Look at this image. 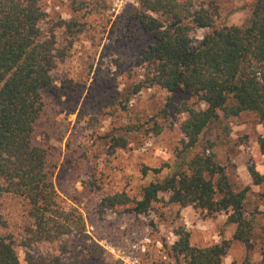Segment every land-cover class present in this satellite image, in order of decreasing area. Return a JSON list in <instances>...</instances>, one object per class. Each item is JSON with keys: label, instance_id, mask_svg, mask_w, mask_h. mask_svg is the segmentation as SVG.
<instances>
[{"label": "rangeland", "instance_id": "obj_1", "mask_svg": "<svg viewBox=\"0 0 264 264\" xmlns=\"http://www.w3.org/2000/svg\"><path fill=\"white\" fill-rule=\"evenodd\" d=\"M140 1L41 0L47 13L45 27L61 19L71 28L56 33L65 57L52 70L51 83L43 92L35 142L48 150L51 180L73 229L56 242L25 247L28 205L5 194L0 199V235L11 236L20 264L55 260L79 264L81 255L82 264H186L171 251L179 231L198 248L229 241L224 264L264 263V200L259 196L264 186L254 185L250 175V169L264 174V152L258 145L264 123L253 113L220 116L194 150L211 144L233 188L247 189L245 207L255 222L248 241L233 240L235 226L226 223L223 213L210 215L192 205L170 203L167 194H159L146 214L128 211L152 179V170L161 169L165 175L177 162L183 137L180 125L187 118L180 111L195 101L186 93L169 94L158 86L133 93L143 78L140 52L152 42L135 19ZM177 1L210 7L215 11L214 27L242 26L253 7L259 2L264 6V0ZM210 31L197 29L194 37L200 40ZM115 137H124V145L114 146ZM117 193L131 202L101 209L102 199ZM80 226L83 232L76 233ZM86 246L99 249L90 254Z\"/></svg>", "mask_w": 264, "mask_h": 264}, {"label": "trees", "instance_id": "obj_2", "mask_svg": "<svg viewBox=\"0 0 264 264\" xmlns=\"http://www.w3.org/2000/svg\"><path fill=\"white\" fill-rule=\"evenodd\" d=\"M214 17L210 7L194 8L177 0L139 3L135 19L152 42L140 52L143 78L133 93L158 86L169 94L186 93L195 101L180 111L187 118L180 125L183 137L177 162L165 175L161 169H153L152 179L142 186L140 199L128 211L146 214L159 194H167L170 203L192 205L210 215L223 213L226 223L235 226L233 240L245 242L255 225L245 207L247 189L233 188L216 162L211 144L200 152L194 150L201 135L220 116L233 118L250 112L264 123V6L259 2L253 7L249 21L242 26L214 27ZM46 19L41 0H0V199L10 194L26 201L25 247L56 242L73 229L51 180L48 150L35 142L43 92L51 83L52 70L65 57L57 46L56 33L71 31L61 19L45 27ZM204 28L211 31L196 40L195 31ZM153 126L159 133L157 124ZM112 141L120 146L125 138ZM258 145L264 152V137L258 139ZM146 173L144 169L145 178ZM250 175L254 185L264 186V174L250 169ZM259 196L264 200V191ZM130 202L117 193L103 198L100 207L115 209ZM81 221L76 220L77 224ZM83 229L80 226L76 233ZM176 235L171 246L176 259L186 264H224L229 241L198 248L190 244L186 232ZM86 248L90 254L99 249ZM84 258L79 257V264ZM0 264H20L9 235H0Z\"/></svg>", "mask_w": 264, "mask_h": 264}]
</instances>
